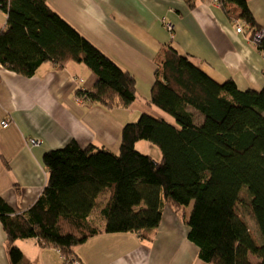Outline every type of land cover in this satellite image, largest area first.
Returning a JSON list of instances; mask_svg holds the SVG:
<instances>
[{
	"label": "trees",
	"instance_id": "obj_1",
	"mask_svg": "<svg viewBox=\"0 0 264 264\" xmlns=\"http://www.w3.org/2000/svg\"><path fill=\"white\" fill-rule=\"evenodd\" d=\"M216 1L248 28L249 38L264 30L247 0ZM0 10L6 15L0 27L5 69L30 77L46 61L59 68L74 61L95 76L89 89L76 90L83 101L112 108L128 107L137 98L134 76L47 0H0ZM255 44L264 54V37ZM154 64L147 103L175 122L144 111L123 125L116 152L82 148L74 140L46 151V185L26 210L15 211L0 195V224L12 264L23 259L18 239L55 248L66 264L74 248L99 231L148 239L165 205L182 214L187 238L205 264H264V85L242 90L232 79L217 82L171 44L160 48ZM139 141L154 145L160 157L138 149Z\"/></svg>",
	"mask_w": 264,
	"mask_h": 264
},
{
	"label": "crops",
	"instance_id": "obj_2",
	"mask_svg": "<svg viewBox=\"0 0 264 264\" xmlns=\"http://www.w3.org/2000/svg\"><path fill=\"white\" fill-rule=\"evenodd\" d=\"M259 25H264V0H247ZM48 5L80 34L134 76L137 98L128 107L106 108L83 101L76 90L95 80L83 64L68 61L57 67L42 63L30 76L0 64V195L17 212L26 210L47 181L43 154L74 140L80 147L118 151L123 125L148 111L157 115L150 97L154 57L171 44L217 82L235 81L239 89L264 85V54L249 38L248 28L232 20L216 0H47ZM6 15L0 10V27ZM171 26L169 29L168 26ZM29 138L40 143L30 145ZM141 151L160 157L147 141ZM157 156V157H155ZM22 251L19 264H66L53 247L34 240H15ZM81 264H205L187 238L182 214L165 205L159 225L144 239L134 232L90 236L74 248ZM0 264H12L0 224ZM67 264H71L70 261Z\"/></svg>",
	"mask_w": 264,
	"mask_h": 264
},
{
	"label": "rangeland",
	"instance_id": "obj_3",
	"mask_svg": "<svg viewBox=\"0 0 264 264\" xmlns=\"http://www.w3.org/2000/svg\"><path fill=\"white\" fill-rule=\"evenodd\" d=\"M254 33H255V32H254ZM254 33H253L252 38H251V40H252L253 42H254ZM254 43H255V42H254ZM154 109L156 110L157 115L162 116L164 119H166L167 121H169V122H171V123H174V122H175L174 119H173L169 114L165 113L164 111L160 110V109L157 108V107H154ZM153 146H154V145H153ZM137 148L140 149L139 146H137ZM155 157H157V156H155ZM244 196H245V201H247V200H248L247 195L244 194ZM99 198H100V200H101L102 195H101ZM103 198H104V197H103ZM103 198H102V199H103ZM190 209H191V205H189L188 207H186V213H189V212H190ZM240 210H241L242 214L244 215V217H245V219H246V221H247V223H248V225H249V227H250V230H251L253 233H256V235L258 236V239H260V235L258 234V231H257L256 225H255V222H254V220H253V217H252V214H251L250 210L247 208V206H243V205L240 207ZM96 213H97V212H96ZM96 213L92 214V216H93L92 218H97L98 215H96ZM250 258H251L250 260H251L252 262L257 261V258H256L255 256H251Z\"/></svg>",
	"mask_w": 264,
	"mask_h": 264
},
{
	"label": "built area",
	"instance_id": "obj_4",
	"mask_svg": "<svg viewBox=\"0 0 264 264\" xmlns=\"http://www.w3.org/2000/svg\"><path fill=\"white\" fill-rule=\"evenodd\" d=\"M168 27H169V29H171V26L170 25ZM236 31L237 32H243L244 31V26L242 24L237 25L236 26ZM263 37H264V30L261 29V30L255 31V33H254V42L255 43L259 42ZM0 123H1V126L2 127H6L8 125V120L7 119H4ZM28 143L30 145H33L34 146V145L39 144L40 143V140L37 139V138H29L28 139ZM70 263L71 264H81V263H79L75 259H73Z\"/></svg>",
	"mask_w": 264,
	"mask_h": 264
}]
</instances>
